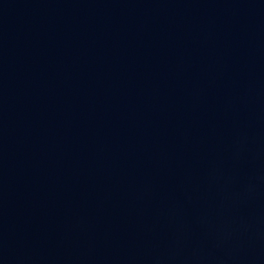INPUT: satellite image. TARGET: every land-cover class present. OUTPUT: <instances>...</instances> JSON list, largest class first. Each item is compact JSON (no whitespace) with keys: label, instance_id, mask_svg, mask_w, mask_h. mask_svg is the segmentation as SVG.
<instances>
[{"label":"water","instance_id":"1","mask_svg":"<svg viewBox=\"0 0 264 264\" xmlns=\"http://www.w3.org/2000/svg\"><path fill=\"white\" fill-rule=\"evenodd\" d=\"M0 264H264V0H0Z\"/></svg>","mask_w":264,"mask_h":264}]
</instances>
